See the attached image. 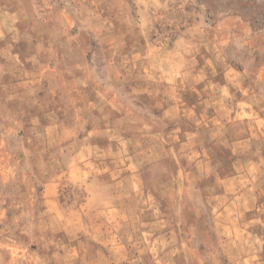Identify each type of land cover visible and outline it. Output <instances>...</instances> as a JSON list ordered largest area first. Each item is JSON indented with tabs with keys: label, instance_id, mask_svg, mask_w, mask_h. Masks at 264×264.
I'll list each match as a JSON object with an SVG mask.
<instances>
[{
	"label": "clouds",
	"instance_id": "obj_1",
	"mask_svg": "<svg viewBox=\"0 0 264 264\" xmlns=\"http://www.w3.org/2000/svg\"><path fill=\"white\" fill-rule=\"evenodd\" d=\"M255 2L0 0V264H264Z\"/></svg>",
	"mask_w": 264,
	"mask_h": 264
},
{
	"label": "rangeland",
	"instance_id": "obj_2",
	"mask_svg": "<svg viewBox=\"0 0 264 264\" xmlns=\"http://www.w3.org/2000/svg\"><path fill=\"white\" fill-rule=\"evenodd\" d=\"M212 3L214 8L230 9L233 13L243 16H250L260 7L255 0H212ZM251 18L259 27H264V16L257 19L256 15H251Z\"/></svg>",
	"mask_w": 264,
	"mask_h": 264
}]
</instances>
